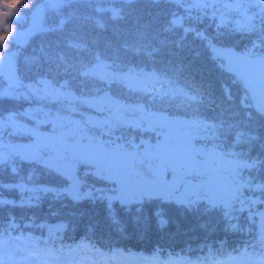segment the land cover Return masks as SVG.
<instances>
[{"label":"snow or ice","instance_id":"obj_1","mask_svg":"<svg viewBox=\"0 0 264 264\" xmlns=\"http://www.w3.org/2000/svg\"><path fill=\"white\" fill-rule=\"evenodd\" d=\"M149 2L165 17L163 26L150 32L148 25L119 45L101 46L94 38L78 35L84 25L68 32L76 17L61 10L72 0H18L15 4L0 0V99L44 105L35 110L0 112V170L7 167L12 175L19 176L18 162H22L60 181L41 185L28 175L27 183H0V192L7 189L29 194L19 201L0 198V207H38L48 194L68 198L74 205L100 203L104 205L106 226L123 234L129 224L147 226L146 207L153 200L187 213L220 210L225 218L245 210L247 205L250 216L260 218V226L238 255L245 258L259 251L264 256V212H251L253 205H264V178L257 175L264 173V158H253L247 151L249 145L264 142V135H253V124L264 127V0ZM166 2L184 9L183 15L161 8ZM95 11L111 12L113 19L123 18L119 9L97 7ZM192 11L195 20L189 15ZM49 12L54 20L48 19ZM209 16L218 21V30L227 29L225 34H244L248 45L237 52L221 45L219 32L212 35L194 26ZM93 23L97 29L104 28L99 18ZM177 32L180 35L175 39L167 38ZM41 34L56 39L42 44L38 54L21 57L19 49ZM161 34H167L164 40L159 38ZM189 34L213 53L218 68L233 74L243 85L238 108L232 107L230 90L222 89V98L217 100L203 86H176L179 82L163 71L146 72L140 64L132 66L128 60L132 56L141 63L155 64L165 53L175 57ZM18 57L34 73L27 83L28 78L18 72ZM174 71L182 72L183 65ZM81 84L94 87L85 92ZM114 87L130 95L152 93L153 101L181 100L192 110V117L180 119L163 114L154 105L128 103L112 93ZM204 105L216 106L212 117H200L199 109ZM42 127L50 131L41 132ZM148 131L159 132L155 144L139 138V133ZM18 134L26 135L29 142H6L5 137ZM88 177L93 183H87ZM245 192L254 195L249 198ZM78 214L86 215L82 211ZM152 216L159 228L169 223L159 208L152 211ZM99 225L100 220L93 218L86 231ZM20 229L17 218L11 215L6 227L0 225V264H36L41 260L45 264H78L72 259L74 253L93 248L84 242L57 246L51 233L44 240L25 235Z\"/></svg>","mask_w":264,"mask_h":264},{"label":"trees","instance_id":"obj_2","mask_svg":"<svg viewBox=\"0 0 264 264\" xmlns=\"http://www.w3.org/2000/svg\"><path fill=\"white\" fill-rule=\"evenodd\" d=\"M9 2L15 4L18 0H9ZM113 3L120 7L122 19H113L111 12L97 13L95 11L97 7L116 8L113 7ZM160 7L179 12L181 15L184 13V9L176 8L169 2L160 5ZM61 12L62 14H74L76 17L72 25H69V33L73 28H80L81 25H84L83 30L78 35H87L94 38L101 46L105 44L119 45L124 40L129 39L138 29L143 30L145 26L151 25L148 31L155 32L165 23V17L160 15L158 8L151 4L149 0H131V2H128V0H101L99 3L97 0H72V3L65 6ZM189 15L194 20L196 13L192 11ZM84 17H90L91 19L84 21ZM97 18L101 21L106 19L103 21L104 28L102 30L94 27L93 21ZM48 19L54 20L55 16L49 12ZM207 20L198 21L194 26L201 31L217 35L220 32L217 24H215L217 22L210 18ZM222 32L225 33L227 30ZM166 35L161 34L159 38L164 40ZM178 35H180L179 32L175 35H167V38L175 39V36ZM55 39L56 37L53 35H37L31 39L28 46L19 49L20 56L28 57L34 52L38 54V49L42 44ZM221 44H232L244 49L248 45V39L244 34L228 32L221 38ZM185 46L186 49L179 51L175 57L166 53L157 57L158 62L155 64L150 62L141 63L139 58L134 59L132 56H129L128 60L132 66L140 64L144 71L155 70L158 73L163 71L170 79L179 82L176 86L184 87L188 83L203 86L209 89L212 96L217 100L222 98V89L230 90L234 101L232 107L238 108L239 101L244 95L243 85L236 81L232 74L217 67L219 61H214L213 53L194 35L189 34L185 38ZM171 51L175 52L177 50L172 48ZM180 64L183 65V71H174ZM17 69L22 78H31L34 74L30 67L25 65L19 57ZM157 89L159 90V86H157ZM148 95L153 96L152 93H148ZM9 100L6 98L0 99V103L5 104ZM173 101L178 100H163L162 103L166 106L163 107V110L168 108V114L176 117H192L190 108L186 109L185 116L175 107ZM224 106L228 107L226 101ZM199 112L201 118L212 117L216 112V106L204 105L200 107ZM245 123L247 122L245 121ZM253 128L255 129L253 135H264V127H260L258 123L253 124ZM247 151L253 158L257 156L264 158V142L249 145ZM24 165L26 166L25 170L34 173L33 180L35 183L46 185L60 182L57 178L42 170L33 171L32 166ZM257 175L264 178V173H257ZM26 177L27 175H25V182H20L27 183ZM17 179L18 176H13L7 167L0 170V183L5 184V182L17 181ZM86 179L88 184L93 183L91 178ZM245 195L252 198L254 194L245 192ZM255 195L258 197L259 193ZM27 197L28 194L24 195V193L18 191L9 192L6 190L5 192L3 190L0 192V198L2 199H16L19 201L21 198L26 199ZM157 208L166 213V218L169 221L166 227H157L156 219L152 216V211ZM237 208H239V205H237ZM81 211L86 215L81 216L78 214ZM257 211L264 212V205L257 204L251 207L252 213ZM146 212L149 216L147 226L129 224L125 233L117 234L110 230L103 220V204H92L85 201L80 205H74L68 198H57L54 194H48L46 197L41 198L38 207L10 208L7 205L0 207V225L6 227L8 217L11 215L17 218V223L22 226L25 235H33L48 240L51 233V238L56 240L57 246H75L81 242L91 244L93 246L91 250L87 248L79 249L74 253L72 259L78 264H160L163 261H169V264H172V262L181 264L184 255L205 256L210 253L208 251L210 248H215L217 250L215 252L228 255L230 258H238V251L256 235L260 226V218L250 216L248 206L245 207V210L238 211L237 214L234 211L231 216L225 218L220 210L187 213L175 205L153 200L147 205ZM235 216L240 218L235 220ZM93 218L100 220L99 227L86 231V226ZM245 223H249L250 228L242 227ZM230 225H235L236 228L233 229ZM51 227H57V229L52 231ZM253 254L255 253H250V256ZM154 260H156V263H154ZM102 261L104 262L102 263ZM215 262L221 264V261ZM40 263L45 264V261L41 260ZM226 264H230L229 260L226 261Z\"/></svg>","mask_w":264,"mask_h":264},{"label":"rangeland","instance_id":"obj_3","mask_svg":"<svg viewBox=\"0 0 264 264\" xmlns=\"http://www.w3.org/2000/svg\"><path fill=\"white\" fill-rule=\"evenodd\" d=\"M113 7H116V8H112V9H119L120 10V7H118V5H115L114 3H113ZM208 18L212 19L209 16L207 18L201 19L200 21H208L207 20ZM229 19H231V17H229ZM105 20L106 19H103L102 22L105 21ZM215 22L218 23V21H215ZM217 23H215V24H217ZM224 30H227V29H224ZM222 31L223 30H220V32H219L221 38H223L225 36V33H223ZM183 49H186V46H184ZM146 72H149V71H146ZM29 79H30L29 77H28V79H25V82L27 83ZM6 86L7 85H6V81H5V87ZM93 87H94V85H91V84H87V85L81 84V89L83 91H85V92L91 90ZM111 91H112V93H115L117 96H123L126 99V102H128V103H133V102H137L138 101L139 103L144 104L146 107H152L154 105L156 110H161V109L163 110V107H166L162 103L163 100H160L159 98H157L155 101H153L151 95H148L146 93L145 94L144 93H141V94H138V95L137 94H131L130 95L126 90H124V89H118L116 87H114ZM148 102H149V104H148ZM23 103H24V101H22V100H14V101L13 100H9L5 104L0 103V112H4L5 114H7V111L10 110V109H14V108L19 107V106L20 107H23V105H24ZM173 104L175 105V107L177 109L180 110V112L183 115L186 116L185 113L187 112L186 109L189 108L188 105H185L181 100L173 101ZM37 107H44V105L42 103L41 104L32 103V104H29V107L28 108H32L33 110H35ZM49 108H52V106L49 105ZM52 110L55 111L57 109L56 108H52ZM82 111H85L86 114H91L89 112V110H87V109H82ZM168 113H169L168 108H166L165 110H163V114L168 115V116H174L172 114L169 115ZM181 119H185V117L184 116H181ZM25 123H27V122H25ZM28 126L31 127L32 125H28ZM149 132L150 131H148L147 133H139V136L142 135V136H140V139H145L146 141H148V142H150L152 144H155L157 142V136L159 135V132H152L151 133L152 136H149L148 135ZM132 134H133V136L137 135L135 132H133ZM20 136H23V138H22L23 140H26L28 138L26 135H20V134H18V135H14V136H11V137H6L7 138L6 139V142H10L12 144L14 142L15 143L21 142L22 139L20 138ZM160 138H162V136ZM25 168H26V166L24 164H21L20 162H18L19 176H18L17 181H10V182L2 181V182H5V185H7L9 183H12V182L22 183L20 181H24L25 175H27V176L28 175H32V176L34 175V173H32L30 170H25ZM81 172H84V170H80V173ZM89 184H91V182ZM28 186H31V185H28ZM4 190L6 192L7 189H4ZM85 190H87V189H85ZM25 194H28V193H24V195ZM237 213H238V211H236V214ZM239 218H240L239 216H235L234 219L235 220H238ZM251 224H253V223H251ZM242 227H245L246 229H248V228H250V224L249 223L248 224L245 223L244 225H242ZM50 229L52 231H54V230L57 229V227H51ZM187 264H189V263H187Z\"/></svg>","mask_w":264,"mask_h":264},{"label":"water","instance_id":"obj_4","mask_svg":"<svg viewBox=\"0 0 264 264\" xmlns=\"http://www.w3.org/2000/svg\"><path fill=\"white\" fill-rule=\"evenodd\" d=\"M222 46H224V47H226V48H232V49H234L235 51H237V52H240V51H242L241 49H239V48H237V47H235V46H232V45H222ZM41 132H44V133H47V132H49L50 130H45V129H39ZM29 142V141H28ZM27 141L26 142H19V143H16L15 145H21V144H25V143H28Z\"/></svg>","mask_w":264,"mask_h":264},{"label":"clouds","instance_id":"obj_5","mask_svg":"<svg viewBox=\"0 0 264 264\" xmlns=\"http://www.w3.org/2000/svg\"><path fill=\"white\" fill-rule=\"evenodd\" d=\"M3 34L2 33H0V36H2Z\"/></svg>","mask_w":264,"mask_h":264}]
</instances>
